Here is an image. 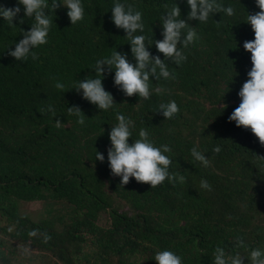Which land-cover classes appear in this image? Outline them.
<instances>
[{"label": "trees", "instance_id": "1", "mask_svg": "<svg viewBox=\"0 0 264 264\" xmlns=\"http://www.w3.org/2000/svg\"><path fill=\"white\" fill-rule=\"evenodd\" d=\"M17 2L0 0L5 7ZM127 2L143 11L144 34L153 43L163 39L162 17L175 2L199 39L184 49L182 65L168 60L175 79L152 77L151 99L125 95L114 85V71L107 75L104 86L117 103L107 111L72 87L95 75L96 60L115 49L135 62L129 38L112 21L114 0H84L85 18L73 25L67 7L54 13L49 0L53 24L48 43L35 50L37 60L17 61L7 50L34 18L22 11L10 25L0 17V264H158L155 254L164 249L181 255L183 264H212L217 245L245 257L264 247V144L229 121L252 67L243 45L255 38L246 19L261 11L256 0H220L236 14L214 13L206 23L188 20L186 0ZM150 50L164 59L154 44ZM171 100L181 111L169 120L159 106ZM49 105L63 126H56ZM118 112L135 121L130 143L146 128L157 146L172 148L174 179L154 188L134 177L121 185L107 161ZM95 147L104 162L95 160ZM193 147L207 152V167L194 160ZM33 202L45 203L42 217L21 211ZM241 236L248 248L236 246Z\"/></svg>", "mask_w": 264, "mask_h": 264}, {"label": "clouds", "instance_id": "2", "mask_svg": "<svg viewBox=\"0 0 264 264\" xmlns=\"http://www.w3.org/2000/svg\"><path fill=\"white\" fill-rule=\"evenodd\" d=\"M190 8L188 20H198L206 23L214 13L224 12L231 17L236 14V9L231 5H225L220 0H186ZM261 9L254 14L247 12L246 22L250 23L254 30L255 38L244 42V49L251 53L252 67L248 71V79L239 90L241 102L236 107L229 121H234L236 126L250 129L259 141L264 144V0H256ZM22 6V7H21ZM66 6L68 16L72 25L82 21L86 15L84 0H52L51 10ZM49 0H18L15 7H5L0 4V17H3L10 25H16L14 20L23 11L27 18H34L35 23L25 31L22 29L23 38L14 42V49L8 47L9 55L17 61L39 59L35 51L49 41L53 19L49 14ZM112 21L119 29H123L130 40L131 53L135 62L129 60L127 52L115 49L110 55L97 59L93 68L95 75L89 74L85 79L79 80L72 89L82 95V98L107 111L113 109L115 98L111 91L106 90L104 79L114 71V85L127 96L138 95L145 100L151 99L153 82L152 77L158 81L161 77L165 80L175 79L170 70L168 60L175 65H182L188 60L184 49L199 39L196 27H189L187 20L182 18V9L178 3L169 8L162 17L163 39L150 40L145 34L144 13L127 0H114ZM21 18V23H23ZM155 45L158 53L164 54V59L159 54L154 55L150 50ZM233 79V77H232ZM58 89H64L65 84L57 82ZM226 108L227 105H224ZM53 113L56 126H63L64 120L57 118L55 108L48 106ZM70 111L82 112L78 106L69 107ZM159 110L166 119L175 118L181 111L175 100L161 104ZM118 123L111 127L109 138L111 145L107 150V161L111 173L121 178V185H127L134 177L137 182L149 183L151 188L162 185L166 180L174 179L170 172L172 164L171 157L167 154L172 148L167 145L157 146L150 139L146 128L139 131V139L130 143L129 138L133 136L135 121L123 113L116 114ZM84 124L83 116L79 119ZM95 160L105 161V154L96 147ZM221 146L217 145L213 151L219 153ZM197 147L191 149V155L195 161L201 162L205 167L209 165V157ZM183 179V178H182ZM204 189L211 190L212 185L206 180H201ZM38 230L30 234L35 236ZM51 236L45 234L47 242ZM238 248H248L244 238L237 237ZM158 264H183V257L170 249L158 251L155 254ZM264 264V247L252 248L248 257L241 256L237 251L229 255L225 247L217 245L214 250L212 264Z\"/></svg>", "mask_w": 264, "mask_h": 264}, {"label": "rangeland", "instance_id": "3", "mask_svg": "<svg viewBox=\"0 0 264 264\" xmlns=\"http://www.w3.org/2000/svg\"><path fill=\"white\" fill-rule=\"evenodd\" d=\"M44 202H33V203H26L22 205L21 211L25 213L31 214L34 218L42 217L44 211ZM106 216L105 214L101 217V223H105Z\"/></svg>", "mask_w": 264, "mask_h": 264}]
</instances>
